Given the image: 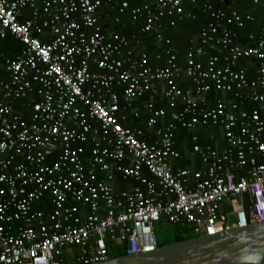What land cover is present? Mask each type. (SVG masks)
Listing matches in <instances>:
<instances>
[{
  "label": "built area",
  "instance_id": "built-area-1",
  "mask_svg": "<svg viewBox=\"0 0 264 264\" xmlns=\"http://www.w3.org/2000/svg\"><path fill=\"white\" fill-rule=\"evenodd\" d=\"M105 4L143 19L141 31L130 40L103 23ZM208 9L214 22L185 66L172 50L154 68L147 52L136 53L140 33L161 30L157 38L171 44L164 31L195 18L184 0H0V40L11 34L24 45L0 78V264H91L111 258V244L153 251L159 222L195 236L264 223V26L245 47L236 28L252 15ZM182 75L192 87L179 86ZM157 84L171 108L183 109L164 121L166 109L150 102L149 141L123 124L116 87L131 103ZM212 91L221 93L213 105ZM179 126L194 133L191 154L203 171L176 169ZM211 126L224 145L198 143ZM119 174L138 185L117 189Z\"/></svg>",
  "mask_w": 264,
  "mask_h": 264
},
{
  "label": "trees",
  "instance_id": "trees-1",
  "mask_svg": "<svg viewBox=\"0 0 264 264\" xmlns=\"http://www.w3.org/2000/svg\"><path fill=\"white\" fill-rule=\"evenodd\" d=\"M123 1V0H121ZM130 1L131 7L135 5H141L145 3V0H128ZM212 5L214 9H223L224 11L231 13L232 11H237L243 15L250 14L253 17V20L248 21L243 28H236L238 33V38L236 42L245 46V47H254L257 42L256 40H250V35L254 34L259 36L262 32L264 26V7L254 4L250 0H184V7L187 12L192 13L195 18H185L184 20L177 23V25L170 29L169 31H164L165 38H170L171 44H167L165 40H159L157 38L158 31L155 30L150 33H140L141 42L138 45H135V41L132 44L135 45L136 53L144 51L148 53L150 65L152 67L165 66L167 59L173 52L177 55V62L182 67L186 64V56L188 51L191 48L199 46L201 42V33L205 26L209 23L214 22V19L211 16V10L208 9V6ZM101 11L106 15L104 17L103 23L109 26H113L120 33L128 36L130 40L133 39L132 32H139L142 29L144 20L139 22H132L131 16L120 15L118 8L114 4H105L102 6ZM120 17L122 23H116L115 18ZM23 44L15 36L8 34L6 38L0 40V78H6L7 75L4 71V64L7 59H14L23 49ZM211 53H217L216 51L211 50ZM199 61H204L205 56H198ZM253 69V67H252ZM250 77L252 76L251 69L249 72ZM179 86L182 89H186L190 86V80L186 76H181L178 78ZM160 84L156 85L157 91L153 90L148 92L143 97L139 98L134 103V106L139 110V117L136 118L132 114H129L128 121L124 123L125 126L132 127L138 126L143 128L145 131L148 128V120L152 115L148 104L153 102L156 108H164L168 112L166 120H170V112L174 110H182L183 106L178 104L175 109L171 108L167 98L164 94L158 90ZM116 91L121 97V103H123V88L116 87ZM221 93L212 91L209 95V100L211 105L216 97H220ZM250 106H253L250 104ZM213 128V127H212ZM151 138L148 137L150 141ZM176 148L182 153L183 157L178 161V166L187 167L191 166L190 159H187V153L193 148V133L187 130L186 128L179 126L175 132ZM199 144L201 145H214L215 141L210 139L208 132L200 133ZM89 149V146L87 147ZM187 157V158H186ZM200 166V165H199ZM118 182L116 188L121 190L129 188L131 183L129 179H124L121 174L118 175ZM134 181V180H132ZM36 209H42L41 204L35 206ZM51 209V206L48 208ZM171 225L172 234L169 235L165 241H157L158 246L169 243L172 241H180L188 239L195 236L190 230L177 226L175 224ZM156 231V230H155ZM111 257L118 255H125L126 252L119 248L118 250L114 247L113 244L110 245ZM80 264V263H73Z\"/></svg>",
  "mask_w": 264,
  "mask_h": 264
},
{
  "label": "water",
  "instance_id": "water-1",
  "mask_svg": "<svg viewBox=\"0 0 264 264\" xmlns=\"http://www.w3.org/2000/svg\"><path fill=\"white\" fill-rule=\"evenodd\" d=\"M91 264H264V223L199 235Z\"/></svg>",
  "mask_w": 264,
  "mask_h": 264
},
{
  "label": "crops",
  "instance_id": "crops-1",
  "mask_svg": "<svg viewBox=\"0 0 264 264\" xmlns=\"http://www.w3.org/2000/svg\"><path fill=\"white\" fill-rule=\"evenodd\" d=\"M252 67L253 66H249V70L251 69V73H252V76H254V74H253V70H254V67H253V69H252ZM190 80V79H189ZM193 85H192V83H191V81H190V86L189 87H187L186 89H188V88H190V87H192ZM158 90H160L162 93H163V91H162V86H160L159 87V89ZM155 91H157V89L155 90ZM229 98H230V96H228ZM123 98V103H121L124 107H126V109L125 110H122V116L123 115H125L126 116V119L123 121V124L125 123V122H127L128 121V118H129V114H132L133 116H135L136 118H138L139 117V114H138V116L136 115V113H139L138 111V109L134 106V103L137 101V100H139V98L138 99H134L131 103L130 102H128L126 99H125V97L123 96L122 97ZM231 98H233V97H231ZM250 104L251 105H253V106H250ZM257 106L255 105V104H253V103H248V104H246V108L247 109H253V108H256ZM262 116H264V110H263V112H262ZM164 121H168V120H166V118L164 119ZM132 127H138V126H132ZM213 127V128H212ZM139 128H141V127H139ZM143 129V128H142ZM145 131V130H144ZM146 138L148 139V137L149 138H151L150 139V141H152V139H153V137H154V134H153V129L152 128H150L149 126H148V128L146 129ZM191 132V131H190ZM203 132H208L209 133V136H210V139L211 140H214L215 141V144L214 145H212V146H214V147H220L221 145H224L225 144V140L221 137V133H220V130H218V128L217 127H215V126H211V127H208V128H205L204 130H202L201 132H199V139H200V133H203ZM193 133V132H192ZM193 135H194V133H193ZM176 141V140H175ZM194 142V141H193ZM198 142H199V140H198ZM208 145H211V144H208ZM194 146V145H193ZM179 151V150H178ZM191 151H192V149L187 153V159H190V162H191V166H187V167H180V166H178V161L179 160H181L182 159V157H183V155H182V153H181V156H180V158L178 159V160H176L175 161V163H174V165H175V167H176V169H179V168H188V169H190V170H192V171H203L204 169H205V165H204V163L202 162V160H201V158L199 157V156H197V155H192L191 154ZM200 165V166H199ZM118 178H119V176L117 177V180H116V184H117V182H118ZM130 183H131V185H130V187L129 188H131V187H133V186H135V185H138V182H136V181H132V180H130ZM125 189H128V188H125ZM164 224V223H163Z\"/></svg>",
  "mask_w": 264,
  "mask_h": 264
},
{
  "label": "rangeland",
  "instance_id": "rangeland-1",
  "mask_svg": "<svg viewBox=\"0 0 264 264\" xmlns=\"http://www.w3.org/2000/svg\"><path fill=\"white\" fill-rule=\"evenodd\" d=\"M157 241H165V239L172 234L171 225L163 224L162 222L155 224Z\"/></svg>",
  "mask_w": 264,
  "mask_h": 264
}]
</instances>
